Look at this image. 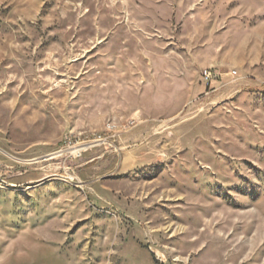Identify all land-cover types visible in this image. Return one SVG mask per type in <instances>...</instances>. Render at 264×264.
<instances>
[{
	"label": "rangeland",
	"instance_id": "obj_1",
	"mask_svg": "<svg viewBox=\"0 0 264 264\" xmlns=\"http://www.w3.org/2000/svg\"><path fill=\"white\" fill-rule=\"evenodd\" d=\"M0 264H264V0H0Z\"/></svg>",
	"mask_w": 264,
	"mask_h": 264
},
{
	"label": "bare ground",
	"instance_id": "obj_2",
	"mask_svg": "<svg viewBox=\"0 0 264 264\" xmlns=\"http://www.w3.org/2000/svg\"><path fill=\"white\" fill-rule=\"evenodd\" d=\"M99 142H100V141H98V140H94V141H91V142H87V143L79 144V145L75 146L74 148H71L69 151H70V152H78V151H82V150H85V149H87V148H89V147H92V146H94V145H97ZM65 152H66L65 150H64V151L61 150V151L57 152L56 155H60V154H63V153H65ZM54 156H55V154H54V155H49L48 158H51V157H54Z\"/></svg>",
	"mask_w": 264,
	"mask_h": 264
},
{
	"label": "built area",
	"instance_id": "obj_3",
	"mask_svg": "<svg viewBox=\"0 0 264 264\" xmlns=\"http://www.w3.org/2000/svg\"><path fill=\"white\" fill-rule=\"evenodd\" d=\"M202 79L207 83L210 84L213 81H215L217 74L215 71L211 68H204L201 72ZM112 126L109 125V129H111ZM70 142V141H69ZM75 147V146H74ZM73 147V148H74ZM72 148V147H71Z\"/></svg>",
	"mask_w": 264,
	"mask_h": 264
}]
</instances>
